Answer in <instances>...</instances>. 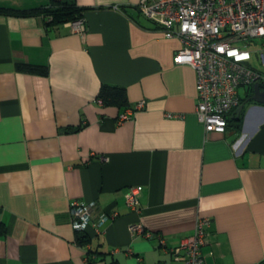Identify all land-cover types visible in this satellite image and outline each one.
I'll return each mask as SVG.
<instances>
[{"label":"crops","instance_id":"1","mask_svg":"<svg viewBox=\"0 0 264 264\" xmlns=\"http://www.w3.org/2000/svg\"><path fill=\"white\" fill-rule=\"evenodd\" d=\"M139 1L75 0L84 35L40 14H0V264H183L173 250L199 217L211 219L206 264H264V103L243 87L238 117L205 133L195 71L174 62L180 42ZM104 84L123 88V103L103 104ZM137 186L132 211L125 196ZM76 200L115 214L81 242L69 217Z\"/></svg>","mask_w":264,"mask_h":264},{"label":"built area","instance_id":"2","mask_svg":"<svg viewBox=\"0 0 264 264\" xmlns=\"http://www.w3.org/2000/svg\"><path fill=\"white\" fill-rule=\"evenodd\" d=\"M135 8L157 25L164 37L180 42L174 62L188 64L195 71L196 117L205 133H224L231 112L240 105L238 89L257 83L264 91V0H140ZM66 24L73 33L86 32L83 17ZM142 107L138 103L126 109L119 122L130 119ZM141 191L140 186L131 187L125 196L132 211H138ZM95 208L94 202L71 203L70 224L76 233L89 228L99 233L106 220L115 215L95 214ZM210 225V218L199 217L193 233L173 250L183 264H206L201 247ZM130 231L152 235L140 224L131 225Z\"/></svg>","mask_w":264,"mask_h":264},{"label":"trees","instance_id":"3","mask_svg":"<svg viewBox=\"0 0 264 264\" xmlns=\"http://www.w3.org/2000/svg\"><path fill=\"white\" fill-rule=\"evenodd\" d=\"M84 8L78 7L75 0H49L47 5L41 8L30 9V10H15L9 8L0 7V14H11V15H37L40 14L46 20V26H58L67 22L73 21L79 17H82V11ZM18 69L37 73L47 74V69L44 66H32V65H17ZM124 89L118 86L102 85L98 94V98L105 105L123 103L124 101ZM229 121V120H228ZM238 119L235 126H238ZM72 131L74 129H66ZM78 241L81 242L85 234L77 233Z\"/></svg>","mask_w":264,"mask_h":264},{"label":"water","instance_id":"4","mask_svg":"<svg viewBox=\"0 0 264 264\" xmlns=\"http://www.w3.org/2000/svg\"><path fill=\"white\" fill-rule=\"evenodd\" d=\"M252 96L250 97L249 101H254L258 103H264V91L260 89L259 85L256 83L253 86L252 90ZM243 104H240L234 111L236 116L238 117L241 109H242Z\"/></svg>","mask_w":264,"mask_h":264},{"label":"rangeland","instance_id":"5","mask_svg":"<svg viewBox=\"0 0 264 264\" xmlns=\"http://www.w3.org/2000/svg\"><path fill=\"white\" fill-rule=\"evenodd\" d=\"M238 91H243V87L242 88H239Z\"/></svg>","mask_w":264,"mask_h":264}]
</instances>
